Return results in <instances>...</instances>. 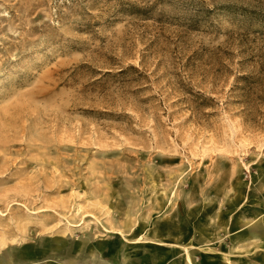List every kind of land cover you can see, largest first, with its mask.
<instances>
[{
	"label": "rangeland",
	"instance_id": "rangeland-1",
	"mask_svg": "<svg viewBox=\"0 0 264 264\" xmlns=\"http://www.w3.org/2000/svg\"><path fill=\"white\" fill-rule=\"evenodd\" d=\"M0 264H264V0H0Z\"/></svg>",
	"mask_w": 264,
	"mask_h": 264
}]
</instances>
